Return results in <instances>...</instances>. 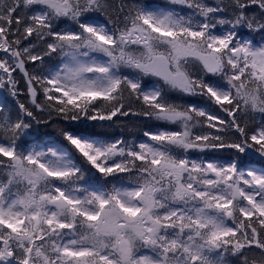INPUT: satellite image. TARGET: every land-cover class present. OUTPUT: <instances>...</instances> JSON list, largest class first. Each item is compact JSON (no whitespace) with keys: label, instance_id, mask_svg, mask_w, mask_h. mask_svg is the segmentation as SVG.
Here are the masks:
<instances>
[{"label":"snow or ice","instance_id":"6c2138e0","mask_svg":"<svg viewBox=\"0 0 264 264\" xmlns=\"http://www.w3.org/2000/svg\"><path fill=\"white\" fill-rule=\"evenodd\" d=\"M0 52V264H264V0H0Z\"/></svg>","mask_w":264,"mask_h":264},{"label":"trees","instance_id":"16d2710c","mask_svg":"<svg viewBox=\"0 0 264 264\" xmlns=\"http://www.w3.org/2000/svg\"><path fill=\"white\" fill-rule=\"evenodd\" d=\"M111 2V0H110ZM131 2V0H129ZM150 2L154 3H160L163 4L165 3L164 1L157 2L156 0H150ZM177 10H179V6H177ZM187 11V10H185ZM101 19H104L101 17ZM72 22L68 20H64L59 24V27L61 29L71 27ZM25 44L27 43L26 41L24 42ZM133 47V46H132ZM4 54L0 52V56H3ZM59 62V56L58 55H53V58L51 61L48 62L47 66L51 67L52 64L58 63ZM36 66H39V61L35 62V65L31 61H27L25 67L28 69L29 72L34 71V68ZM13 76L15 79H17L20 83L18 84V88L20 90V95L18 97H12L7 89L0 88V102H7L9 107L11 109H15L16 107V102H24L28 103V97H27V90L25 87V81L23 78V74L17 70L15 73H13ZM145 80H147L150 83H155L159 81L158 78L155 77H145ZM161 84L163 83L162 81H159ZM172 98L177 102V103H185L188 100H191L195 103H198L201 107L206 106V102L201 100L198 97H186L182 93L179 92H173ZM180 97H184V99H179ZM215 111V109H212ZM260 120V117L257 115L256 116V122L258 123ZM243 122V121H242ZM62 121H60L58 118L55 116L53 117V122L49 125L47 129L42 130V139L39 141L41 145H43L46 142H49L53 139L57 138V132H56V126L62 125ZM159 122L156 121H151L143 117H122L115 125H113L112 128L104 130L107 133V138L112 139V138H123L126 139L129 142H139L144 139L143 137V130L148 127H155ZM256 126V123H254L251 119H248V128L252 129L253 127ZM46 133V135H44ZM220 155H226L225 153H220ZM192 158H196L195 154H193ZM258 166V165H257ZM82 184H92L94 181L92 179H89V177L86 175L85 180L81 182ZM113 182H109L107 185H105L106 188H110L112 186ZM119 186V185H117Z\"/></svg>","mask_w":264,"mask_h":264},{"label":"rangeland","instance_id":"374dc122","mask_svg":"<svg viewBox=\"0 0 264 264\" xmlns=\"http://www.w3.org/2000/svg\"><path fill=\"white\" fill-rule=\"evenodd\" d=\"M157 2H160V1H164L165 2V0H156ZM133 47H136V46H133ZM126 70H128V69H126ZM183 94V93H182ZM184 96H185V94H183ZM47 143V142H46ZM41 146H43V145H41Z\"/></svg>","mask_w":264,"mask_h":264}]
</instances>
